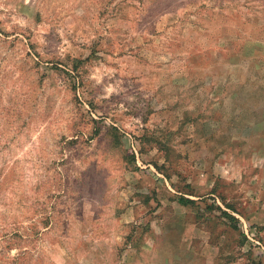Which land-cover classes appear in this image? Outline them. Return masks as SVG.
Masks as SVG:
<instances>
[{
  "label": "rangeland",
  "instance_id": "374dc122",
  "mask_svg": "<svg viewBox=\"0 0 264 264\" xmlns=\"http://www.w3.org/2000/svg\"><path fill=\"white\" fill-rule=\"evenodd\" d=\"M0 264H264V0H0Z\"/></svg>",
  "mask_w": 264,
  "mask_h": 264
},
{
  "label": "trees",
  "instance_id": "16d2710c",
  "mask_svg": "<svg viewBox=\"0 0 264 264\" xmlns=\"http://www.w3.org/2000/svg\"><path fill=\"white\" fill-rule=\"evenodd\" d=\"M180 201H181V203H184L187 200H184V198H181Z\"/></svg>",
  "mask_w": 264,
  "mask_h": 264
}]
</instances>
